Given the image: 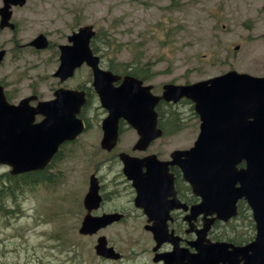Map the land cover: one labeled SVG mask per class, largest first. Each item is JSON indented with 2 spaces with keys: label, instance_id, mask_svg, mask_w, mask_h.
Segmentation results:
<instances>
[{
  "label": "rangeland",
  "instance_id": "rangeland-1",
  "mask_svg": "<svg viewBox=\"0 0 264 264\" xmlns=\"http://www.w3.org/2000/svg\"><path fill=\"white\" fill-rule=\"evenodd\" d=\"M13 22L18 25L16 32L0 30V50L7 51L0 67V83L9 91L12 104L33 92L41 100H50L58 88L91 85V71L85 67L63 84L54 77L60 65L59 46L67 43L73 27L79 28V24L93 25L109 36L111 48L104 52V66L111 60L139 70L151 65L153 78L146 84L154 86L156 95L167 83H195L231 70L264 76V0H29L24 8L14 9ZM40 34L48 37L51 46L37 52L28 44ZM161 108L166 111L165 121L172 124L173 116L178 120L167 137L153 146L154 153L167 158L176 149L194 145L199 123L185 116L190 106ZM90 112L88 133L77 144L67 146L50 170L56 182L66 188L57 187V196L49 185L28 188L19 201L6 205L13 212L0 217V264H60L72 246L80 258L85 257L91 240L78 231L85 212L78 199L87 195L96 164L101 163L106 171L105 187L111 179L121 180L115 173L122 171L100 147L101 122L107 113L96 97ZM171 132L175 135L170 136ZM137 139L136 132L126 128L117 153L132 152ZM8 172L0 168V175ZM45 177L43 173L39 182ZM54 205L59 208L55 213ZM131 225L137 227L134 222ZM237 230L247 233L244 237L248 239L255 233L245 226ZM107 237L121 236L111 230ZM145 239L139 237L140 250L149 247Z\"/></svg>",
  "mask_w": 264,
  "mask_h": 264
},
{
  "label": "water",
  "instance_id": "water-1",
  "mask_svg": "<svg viewBox=\"0 0 264 264\" xmlns=\"http://www.w3.org/2000/svg\"><path fill=\"white\" fill-rule=\"evenodd\" d=\"M25 3L26 0H5V7L0 10L2 28H14L9 24L11 7ZM92 36L89 27L71 38L74 47L61 48L62 64L56 75L66 80L85 61L94 69V86L103 107L110 113L103 122L104 148L116 146L120 120L126 119L141 135L135 149L146 150L151 141L162 134L157 130L155 112L161 99L176 103L183 98L191 99L202 120L195 146L188 151L175 152L172 162L160 163L155 156L144 160L121 156L124 172L135 181L136 187L141 190L145 186L147 194H154L153 188L170 179L156 176L158 169H162L159 167L162 165L167 169L168 165H179L185 179L203 196L201 212L217 214V219L229 221L237 215V203L241 199H246L253 211L257 237L250 245L234 248L230 253L225 244L201 245L199 255L179 259H188L192 264H264V77L229 72L190 86L167 84L163 97H155L151 94L152 87H144L136 78L125 77L116 87L114 83L121 77L99 71V60L93 57L90 49ZM31 45L44 49L48 43L41 35ZM4 55V52L0 53V62ZM56 95L57 100L41 103L34 109L29 107L32 98L24 100L20 106L8 104L0 87V164L10 165L12 174L45 168L61 144L75 139L84 130L76 116L86 100L81 94L68 91ZM37 114L46 119L33 125ZM242 163H246V167L239 170ZM143 164L150 167L146 178L141 175ZM97 191V182L92 180L86 199L89 209L98 204ZM138 205L142 204L138 202ZM157 212L158 208H152L151 217L158 219L162 211ZM106 222L110 220L87 217L82 232L93 233ZM209 228L210 224L206 225L203 233L206 234ZM101 244L103 247L104 242Z\"/></svg>",
  "mask_w": 264,
  "mask_h": 264
},
{
  "label": "flooded vegetation",
  "instance_id": "flooded-vegetation-1",
  "mask_svg": "<svg viewBox=\"0 0 264 264\" xmlns=\"http://www.w3.org/2000/svg\"><path fill=\"white\" fill-rule=\"evenodd\" d=\"M0 2L2 3L1 9L4 4L3 0H0ZM119 154L117 153V149H115L108 155H111L110 159L112 158V160L117 162L116 168L118 166L121 167L122 171L115 173L121 176V180L111 179L112 182L105 187L103 177V172H106L105 169L100 164H96L92 169V175H95L98 179L101 203L97 209L91 210V215L94 217L118 215L120 216V220L101 229L95 235L84 236L91 240L87 245L89 252H86L85 257L80 258V254L72 246L71 249L65 251V262H61L60 264H164L163 260L157 259H161V256L173 252L175 249L172 243H164L160 248L156 249V242L150 229V227L155 225V221H151L144 210L137 206L138 190L133 185V182L123 176V165ZM131 154L136 155L134 151ZM144 169L146 171V168ZM170 172L174 176L175 196L169 197L168 200L172 201L176 199L182 206H187L189 210L185 211L184 208L171 210L168 232L179 238L177 244L180 248H187L191 253H195L196 250L192 247L191 243L195 242L197 233L202 228V217L200 216L192 222V228L189 227L185 219L190 214L191 208L201 203V199L194 195L192 188L184 181L183 174L178 167H171ZM38 173L44 172L39 171ZM84 198L85 195L81 200L78 199V202L81 201V206L85 210L82 221L88 213L84 207ZM133 222L137 227L131 225ZM111 230L114 231L115 235L121 237L117 239L108 238L107 235L110 234ZM117 230H121L122 234H119ZM213 231L214 229L210 232V237ZM102 236L107 237L108 246L120 256L119 260L108 259L98 255L96 246L99 238ZM144 236H146L145 240L148 241L149 247L146 249L141 248L142 250H140L139 237ZM139 252H142L140 257Z\"/></svg>",
  "mask_w": 264,
  "mask_h": 264
},
{
  "label": "trees",
  "instance_id": "trees-1",
  "mask_svg": "<svg viewBox=\"0 0 264 264\" xmlns=\"http://www.w3.org/2000/svg\"><path fill=\"white\" fill-rule=\"evenodd\" d=\"M108 38H109L108 35H104L103 32L99 31V33L97 34L92 44L94 51L98 53L107 52L108 49L111 48V44L108 41L109 40ZM99 40H101V45H99V42H98ZM109 66L112 71L118 73L119 68H117L116 66L112 64ZM123 66L125 67L126 73H130L137 77H141L142 75L148 76L150 75V72H151V69H148V65H146L144 69H141V70L135 69L131 71H129V68H131L130 67L131 65L125 64ZM145 78H150V76L145 77ZM174 118L176 120L175 124L178 125L177 118L175 116ZM163 127H165L164 124H163ZM42 175L43 173H37V174L28 175V176L24 175V176H19V177L11 176L9 173L0 175V217L2 215L5 216V213L7 212H13L12 209H7L6 205L9 204L11 201H14V202L19 201L20 197L26 194L28 188L34 187V185L40 181ZM2 203L4 204V206L1 205ZM239 209H240L239 217L234 221V223L232 222V224H228L224 226L229 227V228H234V229L237 227L245 226V227H250L251 229L255 230V225L252 220V216H251L249 208L246 205L242 204L240 205ZM244 234H247V233H234L233 236L232 235L230 236V238L227 236H224V238H227L228 240L236 244L245 243L247 242V240L250 241L253 239V236L250 239L243 237Z\"/></svg>",
  "mask_w": 264,
  "mask_h": 264
}]
</instances>
